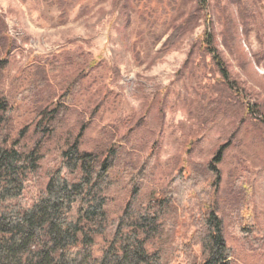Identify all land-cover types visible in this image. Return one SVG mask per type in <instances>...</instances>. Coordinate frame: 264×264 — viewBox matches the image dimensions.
<instances>
[{
	"label": "rangeland",
	"instance_id": "rangeland-1",
	"mask_svg": "<svg viewBox=\"0 0 264 264\" xmlns=\"http://www.w3.org/2000/svg\"><path fill=\"white\" fill-rule=\"evenodd\" d=\"M180 3L188 10L195 0H127L126 9L123 0H0L14 44L0 47L6 60L0 96L13 103L30 79L39 82L42 75L45 88L58 96L61 79L76 69L71 59L97 61L86 70L87 90L74 98L60 130L44 138L43 177L65 138L81 127L82 150L113 142L137 162L151 154L156 185L176 165L209 160L237 128L221 164L223 180L241 177L250 185V210L264 227V128L225 99L217 67L198 51L204 32H212L230 79L264 110V0H207L197 26L162 48ZM36 121L31 104L14 103L8 144L31 147ZM123 199L117 195L110 217L118 216ZM224 238L234 264H264V245L252 251L228 231ZM101 247L98 240L97 257Z\"/></svg>",
	"mask_w": 264,
	"mask_h": 264
},
{
	"label": "trees",
	"instance_id": "trees-1",
	"mask_svg": "<svg viewBox=\"0 0 264 264\" xmlns=\"http://www.w3.org/2000/svg\"><path fill=\"white\" fill-rule=\"evenodd\" d=\"M206 9L207 0H195L188 10L181 3L174 7L172 31L162 48L191 32ZM5 29L0 16V47L13 48ZM198 51L217 67L225 99L238 104L242 118L264 128L263 106L245 100L230 79L212 32H204ZM80 58L70 60L76 69L61 79L58 96L45 88V75L39 82L30 79L13 103L0 96V264H234L224 231L258 251L264 227L250 210V185L241 177L224 182L221 170L237 128L209 160L176 165L156 185L151 154L137 162L122 143L113 142L82 150L81 127L75 137L65 138L41 176L44 138L60 130L74 98L87 90L82 81L87 69L97 64ZM5 62L0 59V71ZM16 102L31 104L37 119L36 139L27 149L17 141L8 144ZM119 194L124 197L120 212L110 217Z\"/></svg>",
	"mask_w": 264,
	"mask_h": 264
}]
</instances>
